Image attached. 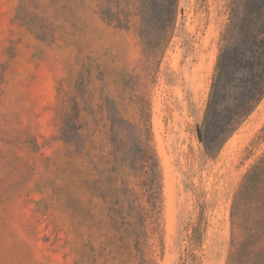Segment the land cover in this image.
Listing matches in <instances>:
<instances>
[{
  "label": "rangeland",
  "instance_id": "374dc122",
  "mask_svg": "<svg viewBox=\"0 0 264 264\" xmlns=\"http://www.w3.org/2000/svg\"><path fill=\"white\" fill-rule=\"evenodd\" d=\"M230 1L179 0L148 57L134 0L128 29L103 20L100 0H0V264H140L91 185L110 158L107 112L137 121L141 106L164 176L159 264H182L198 225L197 264H227L245 236L238 190L264 155V98L215 158L199 136ZM73 108L81 136L68 145Z\"/></svg>",
  "mask_w": 264,
  "mask_h": 264
},
{
  "label": "trees",
  "instance_id": "16d2710c",
  "mask_svg": "<svg viewBox=\"0 0 264 264\" xmlns=\"http://www.w3.org/2000/svg\"><path fill=\"white\" fill-rule=\"evenodd\" d=\"M131 1L100 0L99 13L108 24L128 29ZM134 2L144 54L153 57L151 51L165 46L169 30L176 24L179 0ZM263 98L264 0H231L202 126L208 156H217ZM78 117V110L73 108L64 118L62 139L68 145L81 136L76 124ZM107 119L110 158L96 160L99 177L91 189L107 203L108 220L118 241L140 264H159L165 251V186L149 110L141 106L139 119L132 121L120 109L113 108L107 112ZM81 153L86 155V147ZM239 196L244 202L245 236L238 246L232 245L227 264H264V155L244 175L233 217L240 205ZM201 244L198 225L193 228L190 249L182 264L198 263L194 250Z\"/></svg>",
  "mask_w": 264,
  "mask_h": 264
},
{
  "label": "water",
  "instance_id": "95a60500",
  "mask_svg": "<svg viewBox=\"0 0 264 264\" xmlns=\"http://www.w3.org/2000/svg\"><path fill=\"white\" fill-rule=\"evenodd\" d=\"M200 138H201V140H202V128H201V131H200Z\"/></svg>",
  "mask_w": 264,
  "mask_h": 264
}]
</instances>
